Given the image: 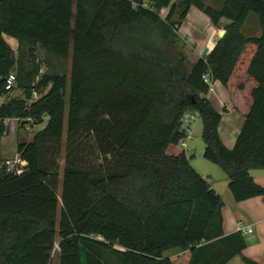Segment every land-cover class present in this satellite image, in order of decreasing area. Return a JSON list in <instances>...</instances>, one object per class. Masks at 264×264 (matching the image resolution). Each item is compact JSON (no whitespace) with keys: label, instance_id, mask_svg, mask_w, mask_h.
<instances>
[{"label":"trees","instance_id":"obj_1","mask_svg":"<svg viewBox=\"0 0 264 264\" xmlns=\"http://www.w3.org/2000/svg\"><path fill=\"white\" fill-rule=\"evenodd\" d=\"M192 4L226 30L194 62L178 34ZM251 14L259 36L242 33ZM38 47L71 57L70 76L42 73ZM216 80L244 117L233 148L207 97ZM2 96L0 264H52L56 245L58 264H174L172 249L188 251L187 264L236 255L264 264L243 255L241 232L224 233V200L186 152L167 153L186 137L184 114L197 112L203 157L226 173L236 201L264 195L250 174L264 168V0H0ZM46 116L30 141H17L23 171H7V121Z\"/></svg>","mask_w":264,"mask_h":264},{"label":"crops","instance_id":"obj_2","mask_svg":"<svg viewBox=\"0 0 264 264\" xmlns=\"http://www.w3.org/2000/svg\"><path fill=\"white\" fill-rule=\"evenodd\" d=\"M204 1V0H203ZM212 3V1L215 0H207ZM218 3H220L218 6H220L224 0H217ZM205 2V1H204ZM206 3V2H205ZM207 4V3H206ZM215 6V7H218ZM197 18L196 21L187 23L186 22L190 19L191 16ZM207 20L206 26H202L198 20ZM222 22H225V19L222 20ZM223 28V25L220 27L215 26L211 19L208 20L206 16L203 15V11L199 9L196 5L192 4L188 10V13L186 15V18L182 22L178 34L180 36H193V39L190 38V42L193 43V46L191 49H185V52L187 55H189V51L192 50L193 53L191 55V62L196 61L199 57L207 55L215 46L217 42V37ZM261 29V28H260ZM205 33V39L201 44L198 45L196 39H194V36L199 35V34ZM261 34V32H260ZM214 84V87L210 86V90L207 94L208 99L211 101L213 104V100L211 98L212 93L218 92L220 93L221 100L219 99V103L223 104V112H220L222 114V119L218 127L219 134L224 142V144L228 148H233L235 145L237 136L243 126L244 123V117L241 116L240 114L234 112L231 109V102H230V96L228 93V90L222 83L218 80L212 81ZM215 84L219 87L216 86ZM221 84V85H220ZM218 88V89H217ZM225 90L224 92L227 91L228 96L226 97L227 93L223 95V92L221 91ZM218 101V100H217ZM214 106V104H213ZM215 107V106H214ZM216 108V107H215ZM217 109V108H216ZM218 110V109H217ZM219 111V110H218ZM227 113V114H226ZM226 118V119H225ZM228 122L227 125H224V122ZM226 127V128H225ZM193 128V126H192ZM191 133V128L188 129ZM223 131L226 134L225 136L223 135ZM186 132V137L179 143V144H172L170 146H175V145H180L184 147L185 149H181L177 152H174L173 154H178L181 151H185L187 156L190 157L191 164L193 167L203 176L205 177L212 188L220 194V196L224 200V208H223V218H224V233L230 234L233 232H236V226L238 221H244L246 223H249L253 226L254 230L252 233L245 235V240H246V248L243 251V255L258 261L260 263H264V195H258L254 196L251 198H248L243 201H236L234 198L230 188H229V178L226 175V173L223 171V173H220L213 167L212 165H209L199 158L203 157V151L204 148H201L198 153L194 150V152H189L188 150V138L191 137L190 133ZM4 140V138H3ZM2 140V144H3ZM169 146V147H170ZM168 147V148H169ZM205 147V145H204ZM3 148V145H2ZM168 153V149H167ZM170 154V153H169ZM2 155H3V149H2ZM18 156V154H17ZM196 161V164L193 162ZM208 161V160H207ZM210 162V161H209ZM211 164H214L210 162ZM26 165V162L22 160V167ZM216 165V164H214ZM218 166V165H216ZM220 168V167H219ZM250 174L253 177V179L264 185V168L262 169H251ZM175 249L169 250L166 252V256L170 257L171 259L174 257L173 255L170 254L171 251H174ZM179 250V249H178ZM183 253L185 254L184 256ZM179 255L180 259L186 258L185 264L188 263L189 261V253L188 251H180L177 253ZM245 264L242 261V258L240 255L234 256L227 264Z\"/></svg>","mask_w":264,"mask_h":264},{"label":"rangeland","instance_id":"obj_3","mask_svg":"<svg viewBox=\"0 0 264 264\" xmlns=\"http://www.w3.org/2000/svg\"><path fill=\"white\" fill-rule=\"evenodd\" d=\"M207 4H210L212 6H218L220 3H218L217 0L209 2L207 0H204ZM203 15L206 16L208 18V20L210 19V17L205 14L203 12ZM197 18L193 16L190 17V19L186 22L187 23H191L196 21ZM199 23L202 26H206V22L207 20H198ZM222 29H225L224 27ZM221 29V30H222ZM261 32L260 29V25L258 22V18L255 14H251L248 19L246 20L245 24L242 27V33L245 36H259ZM182 40L184 42V48L185 49H191L193 46V43L190 42V38L193 39V36H181ZM217 39L221 38L220 37V33L218 35H216ZM5 39L7 40V42L10 44V46L14 49L16 55L19 56V54L21 52H23V48L19 49L18 48V42L15 38L5 35ZM194 39H196L198 45L201 44L203 42V40L205 39V33L204 35L201 33L199 35L194 36ZM193 53L192 50L189 51V55L188 56V60L191 62V55ZM37 57L41 60L42 62V67H41V71L43 72H60V73H65L68 77L70 76V72H71V57H60L57 56L47 50H45L42 47H38L37 49ZM221 85V84H220ZM210 86L214 87V84L212 81H210ZM219 87L218 84H215V88ZM218 89V88H217ZM225 90L221 91V93L223 92V95L226 92H224ZM212 102L214 104V106L219 110V112H223V104L219 103V99L221 100V98H223L222 96H220V93L218 94V92L214 91V93H212ZM20 95L19 91L14 89L10 92L9 96H18ZM228 96V93L226 95V97ZM38 97V95H37ZM36 97V98H37ZM6 96H2L0 97V103L4 102L6 100ZM218 100V101H217ZM66 109H67V104H66ZM227 114V113H226ZM226 119V118H225ZM48 120V116H46L45 118V122L44 124H30L27 120L25 121H18L16 119H10L9 121H7V126H8V132L4 137L3 140V158L5 160H15L18 159V161L20 162L19 165L22 167V159L20 158V156H17L16 153V144L17 141H30L33 136L35 135V133H37L39 130H41V128L45 125L46 121ZM224 125H227L228 122H224ZM193 126V128H192ZM191 128V137L188 138V150L189 152H194V150L198 153L200 150H202L201 148H204V141L202 138V122L201 119L197 116L193 121L192 124L190 125V127L188 126V129ZM226 128V127H225ZM223 135L225 136L226 134L223 131ZM64 142H65V136H64ZM181 149H185L184 147L180 146V145H175V146H170L168 148V153L173 154L174 152H177ZM200 160H202L203 162L212 165L213 167H215V169H217L218 172L223 173V171L221 170V168H219V166H216L214 164H211L209 161H207L204 157L199 158ZM92 161L99 164L102 162V160L100 158H95L92 157ZM194 164H196V161L193 162ZM64 164H65V159H64V153H62V156L60 157L59 160V183H58V193L59 196L61 197V191H62V178H63V169H64ZM23 168V167H22ZM23 171V170H22ZM60 205H61V199H60ZM182 250H178L175 249L174 251H171L170 254L173 255L174 257L172 258L174 264H185L186 262V258L180 259L179 255H177V253H179ZM182 255V253H181ZM185 254L183 253L182 256H184ZM52 264H58V246L56 245L55 250L53 252V260H52ZM235 264V263H234Z\"/></svg>","mask_w":264,"mask_h":264},{"label":"built area","instance_id":"obj_4","mask_svg":"<svg viewBox=\"0 0 264 264\" xmlns=\"http://www.w3.org/2000/svg\"><path fill=\"white\" fill-rule=\"evenodd\" d=\"M15 81H16L15 73L11 72L8 75V77L6 78L5 88L7 90H11L13 88V86L15 85ZM37 95H38L37 93H34V98H36ZM197 116L199 117V114L197 112L184 114L182 121H183L184 125H186L187 130H188V126L190 127V125L192 124V121ZM5 163L7 165V171H9V172L20 173L23 170V168L19 165L20 162L18 161V159L6 160ZM253 230H254V228L251 224L246 223L244 221H238L237 222L236 231L241 232L244 236L252 233Z\"/></svg>","mask_w":264,"mask_h":264},{"label":"water","instance_id":"obj_5","mask_svg":"<svg viewBox=\"0 0 264 264\" xmlns=\"http://www.w3.org/2000/svg\"><path fill=\"white\" fill-rule=\"evenodd\" d=\"M225 32H226V30H225V29H222V30L220 31V37H222V36L225 34Z\"/></svg>","mask_w":264,"mask_h":264}]
</instances>
